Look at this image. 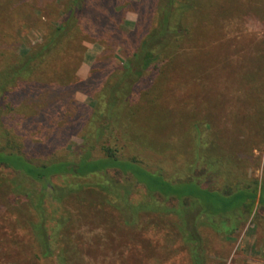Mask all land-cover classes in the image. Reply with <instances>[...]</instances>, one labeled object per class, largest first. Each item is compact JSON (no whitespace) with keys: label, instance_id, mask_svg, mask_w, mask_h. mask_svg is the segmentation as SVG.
Here are the masks:
<instances>
[{"label":"rangeland","instance_id":"1","mask_svg":"<svg viewBox=\"0 0 264 264\" xmlns=\"http://www.w3.org/2000/svg\"><path fill=\"white\" fill-rule=\"evenodd\" d=\"M157 1L93 0L75 33L58 38V55L37 67L36 80L7 93L3 123L12 133V149L39 162L82 145L98 94L131 56L139 36L152 29ZM196 1L198 13L184 22L190 34L137 83L121 124L96 153L109 147L177 180L198 156L199 127L202 153L224 168L202 178V188L221 193L230 185L261 188L264 0ZM69 2L0 0V72L47 41ZM204 168L201 161L195 174L202 176ZM108 179L117 181L122 195L134 193L138 203L152 200L129 176L111 173ZM65 183L34 182L0 166V264H192L180 220L171 212L175 202L167 204L168 212L141 215L127 226L115 194L106 202L85 187L54 201L52 186ZM262 208L259 200L251 205L247 223L229 238L200 226L209 264H264ZM40 224L49 237L46 248L35 232Z\"/></svg>","mask_w":264,"mask_h":264},{"label":"trees","instance_id":"2","mask_svg":"<svg viewBox=\"0 0 264 264\" xmlns=\"http://www.w3.org/2000/svg\"><path fill=\"white\" fill-rule=\"evenodd\" d=\"M92 7L93 0H70L62 22L48 36L47 41L20 57L14 66L0 72V166L11 168L34 182L66 181L64 187L51 188V198L57 202L73 196L75 192L79 194L85 187L96 189L100 198L106 202L115 194L118 198L117 209L125 216L124 223L127 226L136 225L137 218L141 215L168 212L167 204L175 202L171 212L180 220L179 229L182 230L185 244L189 246L192 264H209L200 226H208L221 236L231 237L247 223L251 205L259 200V205L264 209V182L261 188L256 186L242 189L240 185L233 186L234 188L230 185L225 193L202 188V178L224 172V168L219 160L202 153V132L199 127L195 128L194 133L198 156L195 154L196 159L193 156L188 171H184L183 176L177 180L168 177L158 168H148L136 159L119 157L112 148L104 147L102 154L96 153L100 142L108 137L114 127L121 124L128 98L137 83L167 56L176 43L190 34L184 22L188 14L198 13L196 0L156 2L152 29L139 36L138 45L131 56L109 75L98 94L94 115L88 123L82 145L61 158L52 157L39 162L26 158L20 149L11 147L12 133L3 123L8 103L7 93L22 86L21 83L31 84L36 80L37 67L58 55V38L68 33L74 34L79 23H82V18H88ZM25 78L29 80L24 81ZM27 86L28 83L23 88ZM201 161L205 163V168L203 175L198 177L195 173L199 170ZM111 173L115 176H129L137 185L146 189L152 200L149 204L138 203L131 191L122 195L119 192L122 187L117 181L108 179ZM93 180H96L94 185L90 184ZM230 183L228 180L226 184ZM204 219L206 224L202 222ZM34 228L39 243L46 248L49 237L43 233V224Z\"/></svg>","mask_w":264,"mask_h":264}]
</instances>
